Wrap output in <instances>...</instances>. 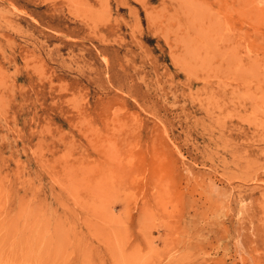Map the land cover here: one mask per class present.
<instances>
[{
	"label": "rangeland",
	"instance_id": "obj_1",
	"mask_svg": "<svg viewBox=\"0 0 264 264\" xmlns=\"http://www.w3.org/2000/svg\"><path fill=\"white\" fill-rule=\"evenodd\" d=\"M72 237L264 264V0H0V264Z\"/></svg>",
	"mask_w": 264,
	"mask_h": 264
},
{
	"label": "bare ground",
	"instance_id": "obj_2",
	"mask_svg": "<svg viewBox=\"0 0 264 264\" xmlns=\"http://www.w3.org/2000/svg\"><path fill=\"white\" fill-rule=\"evenodd\" d=\"M93 234V233H92ZM109 234V233H108ZM59 235V234H58ZM107 236L106 239L110 236ZM77 237V235H75ZM75 237L67 240L64 238L65 243L68 246H72L73 249L71 251L61 252V250L58 253H54L49 256V259L47 260V264H105L103 262L104 258L101 259V256L98 255V251L96 245L93 242H90L89 244H85L80 239H75ZM98 238V237H97ZM104 236L102 237V239ZM110 238V237H109ZM105 239V238H104ZM105 239V240H106ZM110 240V239H109ZM103 241V240H102ZM108 241V240H107ZM107 241H104L107 243ZM58 246L62 247L63 242L58 240ZM108 241V245H110ZM111 246V245H110ZM108 246V248H111ZM57 247V246H56ZM106 247V246H105ZM106 248V250H108ZM96 249V251H94ZM111 251V250H110ZM103 253V252H102ZM106 253V252H105ZM43 254V253H42ZM50 254V253H49ZM109 254V253H108ZM103 255V254H102ZM110 255V254H109ZM39 257V256H38ZM46 258V257H45ZM103 260V261H102ZM27 260H25L26 263ZM23 262V261H22ZM41 262V261H40ZM33 263V262H32ZM109 263V262H108ZM111 263V262H110ZM27 264V263H26ZM30 264V263H29ZM45 264V263H44ZM107 264V263H106Z\"/></svg>",
	"mask_w": 264,
	"mask_h": 264
}]
</instances>
